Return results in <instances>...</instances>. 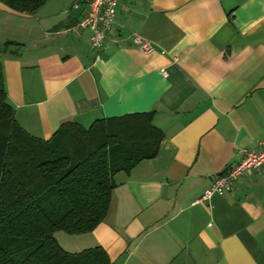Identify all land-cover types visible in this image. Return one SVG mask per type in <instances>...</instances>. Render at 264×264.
Instances as JSON below:
<instances>
[{"label": "crops", "instance_id": "1", "mask_svg": "<svg viewBox=\"0 0 264 264\" xmlns=\"http://www.w3.org/2000/svg\"><path fill=\"white\" fill-rule=\"evenodd\" d=\"M117 3L98 51L75 28L87 0L27 14L0 3L4 92L27 134L146 112L162 133L154 158L112 175L104 221L67 247L101 246L112 264H264V165L200 199L264 138V0Z\"/></svg>", "mask_w": 264, "mask_h": 264}, {"label": "trees", "instance_id": "2", "mask_svg": "<svg viewBox=\"0 0 264 264\" xmlns=\"http://www.w3.org/2000/svg\"><path fill=\"white\" fill-rule=\"evenodd\" d=\"M45 1L0 3L27 14ZM2 77L0 65V264H112L101 246L68 253L54 233L92 231L108 212L112 175L157 155L150 112L65 122L42 140L14 120Z\"/></svg>", "mask_w": 264, "mask_h": 264}, {"label": "built area", "instance_id": "3", "mask_svg": "<svg viewBox=\"0 0 264 264\" xmlns=\"http://www.w3.org/2000/svg\"><path fill=\"white\" fill-rule=\"evenodd\" d=\"M118 0H87V10L82 18L76 23V29H88L91 32L88 42L90 49L98 51L103 47L106 34L110 31L111 22L115 18V11ZM140 46V51H150V44L146 41H136ZM241 157L237 164L227 170L222 175L214 178L212 184L205 190L200 199L207 200L213 194L223 195L231 189V185L238 175L250 174L252 170H257L264 165V138L257 148L249 150H239ZM200 199L192 202L196 204Z\"/></svg>", "mask_w": 264, "mask_h": 264}, {"label": "rangeland", "instance_id": "4", "mask_svg": "<svg viewBox=\"0 0 264 264\" xmlns=\"http://www.w3.org/2000/svg\"><path fill=\"white\" fill-rule=\"evenodd\" d=\"M54 236H55V241L57 242V244L59 245V247L65 249L68 253H75V249H79V246L78 245H73V246H70V247H67L68 246V243H66V240L68 239L67 237L69 236H77L76 235H70V234H66L64 233V231H59V232H55L54 233ZM74 238H77V237H74ZM72 238V239H74ZM67 248V249H66ZM70 248V249H68ZM75 251V252H73ZM82 251V250H81ZM78 252H80V250H78Z\"/></svg>", "mask_w": 264, "mask_h": 264}]
</instances>
